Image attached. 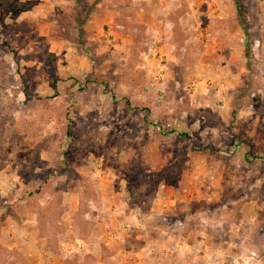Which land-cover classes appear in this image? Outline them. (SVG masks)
I'll use <instances>...</instances> for the list:
<instances>
[{"label":"rangeland","instance_id":"374dc122","mask_svg":"<svg viewBox=\"0 0 264 264\" xmlns=\"http://www.w3.org/2000/svg\"><path fill=\"white\" fill-rule=\"evenodd\" d=\"M82 1L0 0V264H264V0Z\"/></svg>","mask_w":264,"mask_h":264},{"label":"crops","instance_id":"0c3cea01","mask_svg":"<svg viewBox=\"0 0 264 264\" xmlns=\"http://www.w3.org/2000/svg\"><path fill=\"white\" fill-rule=\"evenodd\" d=\"M159 3L165 4V7L169 6V9L171 6L176 5L177 7V0H159ZM167 13H170V10ZM4 224L2 234L6 235L10 240L8 249H17L23 253L27 257L29 264H61L54 253L43 246L41 239L37 235L36 219L32 215H24L17 221H12L8 218L4 220ZM119 236L116 232L109 230L103 233L102 238L109 245L117 242ZM79 242L83 244V241L79 240ZM119 246L121 245L119 244ZM115 250H118V248H115ZM144 262V258L135 260V264H145Z\"/></svg>","mask_w":264,"mask_h":264},{"label":"trees","instance_id":"16d2710c","mask_svg":"<svg viewBox=\"0 0 264 264\" xmlns=\"http://www.w3.org/2000/svg\"><path fill=\"white\" fill-rule=\"evenodd\" d=\"M75 1L79 5L80 9L84 8V4H83L82 0H75ZM232 1H233V4H234L235 19L237 20L239 26L241 27V29H242V31L244 33V36L247 37L248 36V30H247V26H246V22H245V17H244V9H243V6L241 4L242 2H241V0H232ZM98 3H99V0H95L93 2V4H91L89 6V8H87L88 10L86 9L87 10V14L84 17V19L82 20V23H85L86 21L89 20V15H90V12H92V10L98 11V10L107 8L106 6L98 5ZM80 33H81V30H80V26H79V34ZM244 44H245L244 57L246 59L247 65H250V49H249L250 45H249V43L246 40H245ZM179 135L188 138L185 134H179ZM188 139H190V138H188ZM0 229H1V226H0ZM4 252H5V250H4Z\"/></svg>","mask_w":264,"mask_h":264}]
</instances>
